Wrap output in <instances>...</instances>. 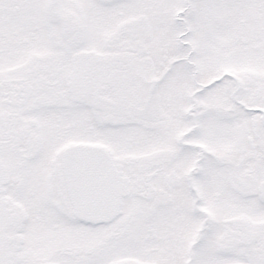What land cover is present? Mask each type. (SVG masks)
I'll list each match as a JSON object with an SVG mask.
<instances>
[{"label":"snow or ice","instance_id":"6c2138e0","mask_svg":"<svg viewBox=\"0 0 264 264\" xmlns=\"http://www.w3.org/2000/svg\"><path fill=\"white\" fill-rule=\"evenodd\" d=\"M0 264H264V0H0Z\"/></svg>","mask_w":264,"mask_h":264}]
</instances>
